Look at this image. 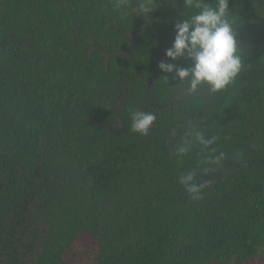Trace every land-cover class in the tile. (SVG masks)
<instances>
[{"label":"trees","instance_id":"16d2710c","mask_svg":"<svg viewBox=\"0 0 264 264\" xmlns=\"http://www.w3.org/2000/svg\"><path fill=\"white\" fill-rule=\"evenodd\" d=\"M153 2L126 18L117 0H0V264L264 258V0H229L244 68L194 96L158 65L197 9ZM136 110L157 117L147 135ZM190 127L214 153L175 154ZM193 169L210 181L199 200L179 183Z\"/></svg>","mask_w":264,"mask_h":264},{"label":"clouds","instance_id":"9594fccd","mask_svg":"<svg viewBox=\"0 0 264 264\" xmlns=\"http://www.w3.org/2000/svg\"><path fill=\"white\" fill-rule=\"evenodd\" d=\"M185 5L188 8L194 7L197 11L192 15L182 14L185 19L175 24L174 41L165 52L167 59L162 60L158 67L164 73H175L189 96L196 95L205 87L211 93L222 92L233 84L244 68L243 50L237 39L236 20L229 10V0L195 4L193 0H185ZM155 6L153 0H117L114 5L126 18L147 17ZM180 58L190 60L191 66L177 67L167 62L169 59L175 61ZM156 119L154 113L133 111L131 130L147 135ZM185 137L187 139H184L183 145L175 151L177 156L187 155L193 143L215 152L211 146L218 139L216 136L208 138L198 128L190 127L185 132ZM225 158V153L220 152L207 157L206 163L215 165V168L220 167ZM215 168L206 167L202 171L207 174ZM200 171L193 169L179 177V183L193 200L201 199L203 190L210 183L200 178Z\"/></svg>","mask_w":264,"mask_h":264},{"label":"rangeland","instance_id":"374dc122","mask_svg":"<svg viewBox=\"0 0 264 264\" xmlns=\"http://www.w3.org/2000/svg\"><path fill=\"white\" fill-rule=\"evenodd\" d=\"M249 264H264V258L263 259H259L253 263H249Z\"/></svg>","mask_w":264,"mask_h":264}]
</instances>
